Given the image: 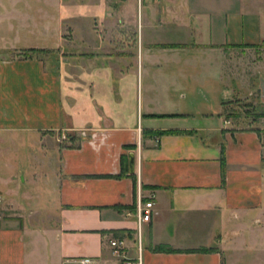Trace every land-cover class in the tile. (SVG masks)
<instances>
[{
  "label": "crops",
  "instance_id": "obj_1",
  "mask_svg": "<svg viewBox=\"0 0 264 264\" xmlns=\"http://www.w3.org/2000/svg\"><path fill=\"white\" fill-rule=\"evenodd\" d=\"M123 1L105 45L106 0H0V264H122L112 238L136 257L138 192L155 194L142 264H264V7L145 6L150 29L166 31H146L139 133ZM185 85L195 99L173 102ZM234 101L253 112L229 116Z\"/></svg>",
  "mask_w": 264,
  "mask_h": 264
},
{
  "label": "rangeland",
  "instance_id": "obj_2",
  "mask_svg": "<svg viewBox=\"0 0 264 264\" xmlns=\"http://www.w3.org/2000/svg\"><path fill=\"white\" fill-rule=\"evenodd\" d=\"M119 1L121 0H106V3H105V7H106V14L110 16H106V19H109V23H107V25H105V28H106V32L105 34L103 35V33L100 31V36H96L95 37V41L98 43V42H101L100 40H103L102 43H104L105 45H109L112 43H114V36L109 33L108 31H114L113 30V26H114V6L115 5H120ZM123 1V0H122ZM247 1V0H245ZM253 1L255 0H250V4L246 5L247 9H243L244 11H261L262 7L263 6V2L264 0H258V1H261V2H258L255 3V4H251ZM150 2L151 0H141L140 3L139 1L137 0V3L138 4H142V6H137L136 4V0H124L122 3H121V8H122V13H121V18H122V24H121V31H123V36L121 39V42H122V46L125 47V46H129L128 49L127 48H123V49H126L128 55L126 56V63L128 65V68H130V70H132V72L136 71L138 72V76H137V79H136V75L132 73L130 79H131V82L132 84L131 85H128V89H130L129 91L131 92L132 94V97L134 98L135 101V104H137V119L135 120V126L137 125V128H138V131L141 132V119H145L144 116L142 117V113H144V108H143V104H142V108H141V103L146 100V93H147V89H146V61H145V41H146V34L147 32L146 31H166V30H163V29H154V30H151L150 29V26H149V23L148 21L146 20V16H145V6L146 5H150ZM129 3L132 5L130 8H129V11L128 13L126 14L125 12V6H128ZM259 3H261V5H259ZM260 6V7H259ZM243 11V12H244ZM91 16L93 17V15L91 14ZM96 17V16H94ZM94 22V21H93ZM82 19L81 18H78L77 20H75L74 24H75V28H78L77 31H79L78 33H80L81 29L84 27L82 26ZM96 26V24H91L90 23V26ZM85 29L87 27H84ZM84 29V30H85ZM76 31V32H77ZM138 31V34H136ZM139 31H143V45L141 46V40H140V34H139ZM67 32V31H66ZM72 31H68V34H71ZM65 32L63 31V34ZM135 33V35H134ZM77 34V33H76ZM131 34V35H129ZM155 35L158 36L157 33H154ZM96 35V34H95ZM137 35V36H136ZM69 37H71L72 39V35H70ZM134 37H135V41H134ZM138 37V38H137ZM119 38V37H118ZM117 38V39H118ZM136 38H137V41H136ZM175 38V37H174ZM75 39H80V34L76 35L75 36ZM138 44V46H137ZM31 46H35L34 44L31 45ZM136 46H137V50H138V53L136 51ZM141 48H142V51H141ZM108 51H110V49H106ZM141 52H142V55H141ZM41 57L43 58H47L49 59V57L52 55H49L48 52L46 53H40ZM55 55V54H54ZM138 55V57H137ZM136 61H138V68L136 67ZM136 67V69H135ZM129 79V80H130ZM229 82V81H228ZM185 89H182V91H176L174 94H175V97L172 96V99H173V102H176V103H181L182 101H185L187 100L186 98H190L189 95L190 94V90L187 88V86L185 85L184 86ZM181 93H184L185 95V100L184 99H181L179 96ZM191 99H193V95H191ZM188 98V99H189ZM195 99V98H194ZM153 102H159L160 105L162 106V108L164 110H170V103H167V100L166 99H163L162 98V101H156V100H153ZM244 102V101H243ZM243 102L241 101H234L232 103V111L233 112H237V114H231L229 113L228 115L229 116H232L233 118H240L242 116V114H251L253 112L250 111V112H246L245 109L247 107V105H245ZM184 103V102H183ZM182 105V104H181ZM145 121H143V125H144Z\"/></svg>",
  "mask_w": 264,
  "mask_h": 264
},
{
  "label": "built area",
  "instance_id": "obj_3",
  "mask_svg": "<svg viewBox=\"0 0 264 264\" xmlns=\"http://www.w3.org/2000/svg\"><path fill=\"white\" fill-rule=\"evenodd\" d=\"M139 3L141 0H138ZM140 133V132H139ZM81 135L87 136L85 131L81 132ZM70 135L66 132H60L57 135L56 141L61 144L62 142L68 141ZM155 198V194L150 192L144 198L140 192H138V199L135 204L134 209V217L136 219V257L130 259L127 256V249L125 241L122 239H110L108 241L111 255L113 257L119 258L122 261V264H142V246H141V228L142 225L148 222L151 218L152 208H153V200ZM3 204V200L0 197V210ZM77 264H96L92 259L86 257L80 259Z\"/></svg>",
  "mask_w": 264,
  "mask_h": 264
},
{
  "label": "trees",
  "instance_id": "obj_4",
  "mask_svg": "<svg viewBox=\"0 0 264 264\" xmlns=\"http://www.w3.org/2000/svg\"><path fill=\"white\" fill-rule=\"evenodd\" d=\"M27 52H31V53H34V54H40V53H46L48 51H45L43 49H30L28 50ZM167 116H174V115H167ZM161 134V133H159ZM154 252H171L172 250L171 249H167L163 246H156L154 249H153Z\"/></svg>",
  "mask_w": 264,
  "mask_h": 264
},
{
  "label": "water",
  "instance_id": "obj_5",
  "mask_svg": "<svg viewBox=\"0 0 264 264\" xmlns=\"http://www.w3.org/2000/svg\"><path fill=\"white\" fill-rule=\"evenodd\" d=\"M128 170L130 174L134 173V155L130 154L128 159Z\"/></svg>",
  "mask_w": 264,
  "mask_h": 264
}]
</instances>
